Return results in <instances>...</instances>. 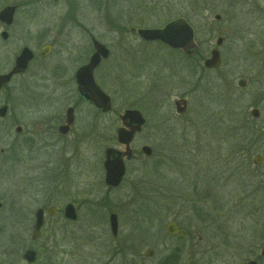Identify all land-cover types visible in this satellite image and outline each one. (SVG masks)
I'll use <instances>...</instances> for the list:
<instances>
[{"label":"rangeland","instance_id":"rangeland-1","mask_svg":"<svg viewBox=\"0 0 264 264\" xmlns=\"http://www.w3.org/2000/svg\"><path fill=\"white\" fill-rule=\"evenodd\" d=\"M6 5L17 7L12 24H0V31H8L7 40L0 37V72L23 46L36 57L26 73L0 90V105L11 112L0 118V200L31 214L38 206L61 209L70 202L78 213L74 222L60 213L46 219L37 264L169 262L175 243L165 224L172 218L191 228L194 241L179 254L180 263L194 258L199 264H245L249 248L264 241V0H0V9ZM177 17L194 29L199 49L193 55L145 42L130 30L161 27ZM219 36L222 44L215 47ZM91 38L109 50L95 72L112 101L105 117L79 102L69 83V66L77 68L93 51ZM46 42L52 50L40 58ZM213 47L223 64L203 72L202 59ZM58 65L65 66L63 75H56ZM225 75L227 80L241 75L249 84L224 95ZM182 97L188 106L178 113L174 100ZM74 103L80 106L73 134L26 144L37 110L58 112ZM253 105L258 119L250 115ZM134 108L146 124L131 146L139 151L148 145L152 154L128 162L122 184L109 187L104 149H123L115 139L118 114ZM16 126L22 140L11 141ZM26 147H32L30 153ZM256 155L258 164L252 162ZM11 159L19 162L12 168ZM195 172L202 182L191 188ZM207 187L218 206L193 204L209 212L228 238L212 237L202 214L186 202ZM109 213L117 215L116 236ZM149 248L152 255L144 257Z\"/></svg>","mask_w":264,"mask_h":264},{"label":"flooded vegetation","instance_id":"flooded-vegetation-1","mask_svg":"<svg viewBox=\"0 0 264 264\" xmlns=\"http://www.w3.org/2000/svg\"><path fill=\"white\" fill-rule=\"evenodd\" d=\"M14 13H15V11H14ZM13 17H14V15H13ZM0 24L7 28L12 23L10 25H6L5 23H3L0 20ZM4 31L7 33L6 39H3L1 36V33ZM0 37L2 40H7L8 31L6 29L1 30L0 31ZM218 38H221L223 40V38L220 36L217 37V39ZM217 39H216V43H217ZM91 40H92V38H91ZM222 40H221V43L219 45H217L215 43V47L216 46L219 47L222 44ZM197 45L199 46L198 43H197ZM44 46L48 47L49 52L46 55H41V51L44 48ZM215 47H213L212 49H214ZM92 48H93V46H92ZM198 49H199V47L197 48L196 52H198ZM212 49H210V51ZM51 50H52V45L49 42L44 43L38 52V57L46 58L49 55V53L51 52ZM210 51H209V55H210ZM15 56H14V58H15ZM35 57L36 56L34 53V56L29 61L25 71H23L22 73L14 74L11 77L10 81L7 82L6 84H4L0 88V90L5 88L15 77L21 76L24 73H26V71L29 69L31 63L34 61ZM256 57L259 58V59H256L257 61H259L260 55H257ZM89 58H90V56L88 57V59L86 61H84L83 63L78 65L77 68H75L72 65L69 66V71H70L69 83H70V85H72L74 87V93L77 97V100H79V102H82V103L86 104L88 107H90L94 111V115L105 117L108 113H110L112 111V108L108 112H103L100 109L96 108L92 103L85 101L81 96H79L77 94V91H76L75 72L81 65L87 63ZM207 58H209V56L204 57L202 59L201 68H202L203 72H216L221 67V65L223 64V62L221 61V58H220V54H219V59H220L219 65L217 67H208L207 68L203 64L204 60ZM253 58H255V57H253ZM103 60H105V59H102L93 71L94 80H95L96 84L101 89H102V87L99 84V81L96 80L95 72L101 66ZM13 64H14V59H13V63L11 65V67L5 72H0V74H4V73H7L8 71H10L13 67ZM54 68L57 69L56 75H63V71H64L65 66L63 67V66L58 65L56 67L54 66ZM72 69H74V70L71 73ZM227 73H229V72H227ZM225 77H226V80L224 82L227 84V86L225 87V90L223 91L224 95H225V93L226 94H230V92L234 93L237 89L238 90L239 89L244 90L247 88V86L249 84V79H247L246 77H243L241 75H236V76L233 75L229 78V80H227L226 75H225ZM234 81H236V82H234ZM257 82L261 83V81H257ZM224 98H225V102H229L231 97L225 96ZM262 98L264 99V97H262ZM182 99L185 100V103H186L185 104V110H184V112H185L187 109V106H188V98H186V97L179 98V100H182ZM111 103H112V101H111ZM78 106H80V105L77 103H74L73 105L68 104V106H66L64 109L62 108L63 110L60 109L58 112H55L52 108L37 110L36 118H34L29 124L32 128H30V129L28 128L26 131V134H25L26 136H24L26 144L29 145L30 143H32L36 137L38 139H57V140H59V139L63 140V139L68 138L71 134L74 133L73 126H74V123L76 121V116H77V112H78L77 107ZM69 108L72 109V116H73L71 123H67V111ZM253 110H256V112H257L256 116H253V114H252ZM9 114L11 115V112L9 111V107H8L6 116L4 118L9 116ZM18 115L20 116V114H15V117ZM250 115H251V117H253L255 119L259 118L260 112H259V109L257 106L253 105V107L250 110ZM118 116H119V114H118ZM120 122H121V120H120ZM145 124H146V122H145ZM145 124L141 127V130L139 132H136L134 134L133 139L130 142L129 146H130V149L132 152L131 157L129 159H126L125 156L123 157V161H124V165H125V172L121 178L119 185L122 184L123 179L126 175V167H127L126 164L128 162H130L131 160L138 158L140 156V154H143L141 151V148L143 145L140 147V150L137 151V150L132 148L131 143L134 140V138L143 130ZM120 126H122V122H121ZM120 126H117L115 128V139H116V129ZM19 127L21 128V126H19ZM21 131H22V128L20 129L19 132H16V138L13 139L12 137H10L9 139H12L11 141L18 140V139L22 140V138H21L22 132ZM116 142H117V140H116ZM119 145H121V144H119ZM121 146L123 147V149H119V150L123 151L125 149V146L124 145H121ZM31 149H32V147H30V149H29V147H26V150L24 152L30 153ZM2 151H3V149L0 150V152H2ZM151 154H152V152H151ZM256 156H260V155H256ZM256 156H254V158ZM254 158L252 159L253 163H254ZM260 158H261V156H260ZM18 163L19 162H17L15 159H11L7 164H9V166L12 168L14 166V164L17 165ZM254 164H258V163H254ZM194 175H196L194 177L195 179L193 178L192 182H189L190 184L188 183L189 186L191 185V188L192 187L194 188L195 184L201 185V182H202L201 177L198 176V172H195ZM199 193H201V194H199ZM199 193L196 195L195 201L192 202V200H186V202L190 203L191 206L194 205L193 203L197 204L196 202L202 203V204L205 202H210L211 204H213V206H218V201L214 198V193H213V191L211 192V189L209 187H207L206 192H204L201 189V191ZM192 194L193 193H189V196L191 197ZM197 199H199V200H197ZM72 205H73L74 210L76 212V219L75 220H69V219L64 217V207L66 206V204H64L61 209L56 208L54 205H51V204L46 205V206H38L33 211V213L31 214V213L23 212L18 206H16L15 203L6 204L4 201L0 200V264H8V263L9 264H37L39 257L41 256L40 255L41 249L43 247V244L40 242V236H41L40 234L42 232V228L45 224L46 219H52L60 213L63 220L70 221V222L76 221L78 218L77 207L74 204H72ZM195 206L196 205H194V208H195ZM50 208L53 209L52 213L49 212ZM37 209H42V223H41L39 230L35 233V221H36L35 212ZM195 211L199 214H202V215H198V216L201 219V221H203L207 224V226L211 230L210 234L212 237L228 238L227 237L228 236L227 231L223 228V226L222 227L220 226L219 222H216L213 219H211L209 212L207 215V213L205 211H203L201 209L198 210V208ZM110 214L111 213H109L107 215L108 225H109ZM169 223H175L177 228L184 233L183 236H180L179 234H171L170 232H168L167 231V225ZM118 226H119V224H118V219H117V231L115 234H113L111 231L110 225H109L110 232L113 236L117 235ZM165 232H166V235L168 236V238H170L171 240H174L175 245H174V247H171V252L169 254L170 257L172 255V260L169 262H166V263L164 262V263H160V264H182V263H180V257L181 256H179V254L182 255V253H186V248H187V244H188L187 242L189 241L191 247L192 248L194 247V241L192 239H189V238H192L191 228L186 227V225L184 223L177 220L176 218H172V219L168 220L167 223L165 224ZM263 247H264V241L260 242L257 246L250 247L249 248V250H250L249 257L246 260L245 264H247L250 261L255 262V264H264V255L262 254V248ZM149 249H151V248H149ZM27 251L33 252L32 260H30V261L25 256ZM145 253H144V257H150L152 255V253H151L150 256H145ZM190 259H194V258H189L184 264H188V261ZM197 264H199V263L197 262Z\"/></svg>","mask_w":264,"mask_h":264},{"label":"water","instance_id":"water-1","mask_svg":"<svg viewBox=\"0 0 264 264\" xmlns=\"http://www.w3.org/2000/svg\"><path fill=\"white\" fill-rule=\"evenodd\" d=\"M16 10L15 5H6L0 9V20L6 25H10L13 21L14 11ZM217 19L219 16H215ZM131 32L143 41L152 42L159 41L172 49L181 50L186 56L193 55L198 48L197 43L194 39V29L189 22L183 17L174 18L166 22L161 27L153 28H131ZM3 39H6L7 33L4 31L1 33ZM221 38L217 39V45L221 43ZM93 52L90 55L87 63L81 65L75 72L76 91L85 101L92 103L96 108L103 112H108L112 108L111 98L107 95L95 82L93 77V71L100 63L102 59H105L108 54V48L97 39L92 38ZM49 52L47 46L41 51V55H46ZM33 51L23 46L18 54L14 58V64L10 71L4 74H0V88L10 81L14 74L22 73L27 68L29 61L33 58ZM219 52L217 49L210 51L209 58L205 59L203 64L208 67H217L219 65ZM185 100H175V110L178 113H182L185 110ZM8 106L6 104L0 105V118H4L7 113ZM253 116L257 115L256 110L252 112ZM119 119L122 122V126L116 129V140L119 144L124 145L123 151L114 148L106 147L104 149V183L110 187H116L119 185L122 176L125 172V165L123 157L129 159L132 155L130 149V142L136 132L141 130V127L145 124L146 119L138 109H124L119 114ZM72 109L69 108L67 111V123L72 121ZM20 127L15 128L16 132L20 131ZM141 151L144 155H150L152 149L148 145H143ZM260 156L254 158V163H259ZM49 212H53L50 208ZM35 233L39 230L42 223V209H37L35 212ZM64 217L69 220H75L76 214L74 207L71 203L66 204L64 207ZM109 225L113 234L117 231V215L111 213L109 216ZM167 231L171 234H179L183 236V232L179 230L175 223H169L167 225ZM152 253L151 249H148L145 256H150ZM32 251H27L25 256L30 261L32 260ZM262 254L264 255V247L262 248ZM188 264H197L194 259H190ZM247 264H255L250 261Z\"/></svg>","mask_w":264,"mask_h":264},{"label":"trees","instance_id":"trees-1","mask_svg":"<svg viewBox=\"0 0 264 264\" xmlns=\"http://www.w3.org/2000/svg\"><path fill=\"white\" fill-rule=\"evenodd\" d=\"M171 259H172V255H171V257H170Z\"/></svg>","mask_w":264,"mask_h":264}]
</instances>
